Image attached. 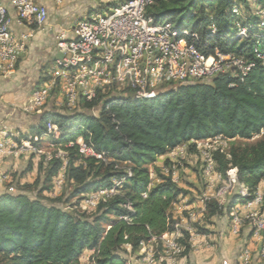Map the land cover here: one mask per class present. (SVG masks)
Listing matches in <instances>:
<instances>
[{
  "label": "trees",
  "instance_id": "trees-1",
  "mask_svg": "<svg viewBox=\"0 0 264 264\" xmlns=\"http://www.w3.org/2000/svg\"><path fill=\"white\" fill-rule=\"evenodd\" d=\"M239 1L247 9L251 1L264 3ZM233 2L158 0L148 7L147 15L155 22L172 21L177 27L197 31V45L206 54L218 46L223 52L251 56L255 42H238L231 29ZM211 20L218 25L215 36L208 31ZM230 83L232 78L221 75L211 82L175 84L151 99H134L125 91H99L92 101L81 99L74 110L45 112L29 138L43 136L48 121L59 126L56 143L68 153L65 176L75 182L73 196L111 185L113 177L124 173L115 168L117 163H127L133 176L122 195L101 202L92 214L49 203L41 197V193L51 189L62 167L57 158L48 163L35 197L25 192H1L0 264H81L80 257L87 249L94 250L91 259L96 264H128L124 246L129 245L135 253L141 241L149 239V230L158 236L175 230L179 220L172 207L184 190L155 162L191 140L218 136L232 140L228 151L214 152L216 169L227 180L229 171L236 168L238 183L249 190L252 199L264 180V135L254 143L235 141L249 140L264 128V69H253L244 82L235 86ZM92 109L98 110L96 115ZM79 137L96 151L105 152L110 161L84 156L77 144L69 146ZM170 163L167 159L164 165ZM152 170L159 181L149 188ZM144 192L146 197L142 196ZM126 204H131L133 211ZM232 205L229 203V210ZM206 207L210 216L224 210L217 201L208 202ZM126 215L131 216V224L120 218ZM184 246L182 255L186 256L191 245Z\"/></svg>",
  "mask_w": 264,
  "mask_h": 264
},
{
  "label": "built area",
  "instance_id": "built-area-1",
  "mask_svg": "<svg viewBox=\"0 0 264 264\" xmlns=\"http://www.w3.org/2000/svg\"><path fill=\"white\" fill-rule=\"evenodd\" d=\"M54 1L56 4H62L65 0ZM156 1L158 0L101 2L100 6L92 8L85 16L75 21L71 36L66 31L58 34L56 47L59 57L49 70V77L31 93L24 109L35 110L43 107L56 89H59L62 96L59 102L66 103L74 109L81 99L92 101L97 98L99 91L104 94L125 91L130 92L134 99H151L175 84L211 82L221 75L232 78L230 86H235L238 82H244L253 69L257 67L264 69V3L251 1L250 9H247L241 1L234 0L231 7V13L234 15L231 29L238 42L247 40L255 42L251 56H248L245 53L223 52L218 46L214 47L211 54H206L197 45L200 41V34L197 31L189 27H177L172 21L155 22L152 16L147 15L148 7ZM48 19L49 10L39 0H0V78L13 76L29 41L37 30H43L47 26ZM211 21L208 31L210 36H215L218 25ZM14 22L25 27L20 35L13 30ZM97 111L92 109L94 115ZM260 134L264 135V128ZM15 137L0 118V168L10 156L29 152L30 149L35 151L44 138L58 139L60 128L55 122L48 121L43 136L34 135L19 140ZM218 137L230 140L223 136ZM202 141L204 140L187 142L197 145V150L201 153L204 161L202 173L208 181V192L210 191L204 194L200 214L206 213L209 200L216 199L219 204L224 205L228 189L237 186L240 192L230 209L232 216L230 231L237 235L243 222L246 220L252 222V240L258 245L259 253L264 256V188L260 187L264 180L250 199L249 190L238 183L236 168L229 171L227 180L216 169L214 152L219 149L227 150L223 148L203 150ZM74 144L79 146V151L84 156L95 157L104 162L110 161L105 152L96 151L83 137H79L76 142H70L69 146ZM184 144L169 152V160L173 161L177 153L182 157L187 154ZM52 146L57 148L54 154L46 157L47 162L55 158L60 159L61 169L66 170L67 151L57 144L53 143ZM115 168L123 170L124 173L119 177H113L111 185L86 192L83 199L85 209L96 210L101 202L123 194L133 171L127 163H117ZM162 173L178 183L175 164L164 165ZM217 178H223L226 182L216 192H212L213 183ZM56 180L58 183L63 182L60 177ZM153 185L152 181L149 188ZM142 196L146 197L147 193L144 192ZM125 206L133 211L131 204ZM120 218L128 224L132 223L129 215ZM175 218L178 219L176 216ZM189 219L197 221L198 214L190 212ZM180 226L179 220L173 232L161 236L149 230L150 237L147 241H141V247L152 250L150 244L161 243L166 250L172 249V254L164 257L166 264H179L177 257L183 252L179 240L185 235ZM187 230L191 244L195 245L200 234L191 226L187 227ZM250 254L248 250L241 254L243 264H248ZM154 261L149 253L138 263L154 264ZM93 264L96 263L93 261Z\"/></svg>",
  "mask_w": 264,
  "mask_h": 264
},
{
  "label": "rangeland",
  "instance_id": "rangeland-1",
  "mask_svg": "<svg viewBox=\"0 0 264 264\" xmlns=\"http://www.w3.org/2000/svg\"><path fill=\"white\" fill-rule=\"evenodd\" d=\"M106 1L107 0H65L62 4H56L54 0H50L51 9L47 26L50 27L52 25L51 30L56 33L55 37L63 31L71 32L73 28L72 26L77 19L85 16L92 8L100 6L101 2ZM52 62L51 59L46 61L44 68L42 67V70H40V78L36 77L32 80L28 79L24 86L26 97L28 95L30 96L36 87L49 77L48 69L52 68ZM61 97L59 89H56L52 92L47 103L43 107L35 110H25L22 107V104L17 103V105L13 106L9 119L2 120L6 127L11 128L10 131L12 130L11 132L15 134V138H18V140L21 136H23L21 137L22 139H26L27 136V138H29L31 129L40 123L41 117L45 112H65L66 110L70 111L75 109L70 108L66 103H60L59 101L62 100ZM77 107L78 105L76 108ZM262 136L263 134L255 135L249 140L237 138L235 142L242 144L254 143ZM202 142H204L202 143L203 150L223 148L228 151L233 141L216 137ZM53 143L57 144L56 139L44 138L42 142L38 144L35 151H31L30 149L29 152H21L14 155L12 171H3L2 165L0 168V182L5 188V191H11L13 193L25 192L29 196L35 197L43 183L48 168L46 157L54 154L55 149L57 148L52 146ZM193 144L194 143L191 142L190 144L187 143L184 145L187 153L184 157H182L180 153H177V155L173 157V161L170 160V166L172 164L176 165L178 185L184 190V194L178 197L176 204H173L172 207L173 215L181 222L180 229L185 232L184 237L179 240L182 249L185 250L184 244L189 243L191 245V252L196 250L198 247L197 245L202 246L205 249L216 251L222 250L223 246L225 247L228 245H232L233 249L231 248V250H238L239 252H242L247 248L253 250L255 243L252 240V222L249 220L243 222L237 235L231 234L230 231L232 226V216L228 209V205L229 203L233 204L238 197L240 190L237 186L230 187L225 194L223 201L224 210L222 213L210 216L208 214L209 212L206 211L203 215L200 214L204 204L202 201L204 194L209 193L210 191L208 192V181L203 177L202 173L204 161L201 158V153L197 150V145ZM150 166L152 167V165ZM65 171L66 170L63 171L60 169L51 183V189L41 193V197L49 203L63 204L65 208L71 210L75 209L80 212L87 211L88 214L94 213L95 209H85V207H83L85 193L78 197L72 195L73 189L75 188V182L66 179ZM152 175V180H155V183H157L158 178L153 170ZM58 177L62 178V183H58L56 180ZM225 182L226 181L223 178H217L213 183L212 192H216L220 186L225 184ZM212 201L217 200H209V202ZM190 212L198 214L197 221L189 219ZM189 226L193 227V229L200 234L198 237L199 241H197L195 245L191 244L190 241L189 231L187 230V227ZM150 245L152 250L140 247L135 253L132 252L131 247L127 245L124 246L123 248L127 250V253H124V257L128 264H139L138 262H142L149 253H151L153 259H155L154 264H166V259H164V257L172 254V249L169 248L166 250L161 243H152ZM91 256L92 255H90L88 251H85L80 257L81 264H93ZM184 257H186L188 261L190 260V255L187 254L186 256H183L182 253L178 255L177 260L180 262L181 258L183 259ZM252 259H254L255 262L261 259V262L258 264H264V256L261 254L258 256H252L248 264H253Z\"/></svg>",
  "mask_w": 264,
  "mask_h": 264
},
{
  "label": "crops",
  "instance_id": "crops-1",
  "mask_svg": "<svg viewBox=\"0 0 264 264\" xmlns=\"http://www.w3.org/2000/svg\"><path fill=\"white\" fill-rule=\"evenodd\" d=\"M39 1L47 6L50 16V0ZM51 29L52 25L50 27L46 26L43 30H37L35 36L32 38V40L29 41L27 50L20 59L16 72L13 74V76L11 78H0L1 119H9L13 110V106L17 105V103L22 104L23 108L25 107L30 97L29 95V97H26V92L24 91V86L27 83L28 79L32 80L36 77L40 78V70H42V67L44 68L46 61L51 59L53 61L52 63L54 64L56 58L59 57V53L56 47V33H54ZM13 30L17 35H20L21 32L25 30V27L19 25L17 22H14ZM67 33L70 36L72 35L71 32ZM7 129L10 131L11 128L7 127ZM169 157L170 153L159 156L155 162V165L162 168L164 166L165 160H169ZM13 158L14 156H10L5 159L2 167L3 171H12ZM153 182L155 184L156 181L153 180ZM260 187L264 188V182L260 184ZM4 191L5 188L1 185L0 182V193ZM197 246L198 247L196 248V250L188 254L190 255V260L188 261L186 257H184L183 259L181 258L179 264H243L241 262L240 256L244 251L248 250L250 253L252 251V256H258L260 254L257 244L254 245L255 247L253 248V250L247 248L242 252H239L238 250H231L232 245H228L225 247L223 246V249L218 251L205 249L199 245ZM85 251H88L90 255H92L94 252V250L89 249ZM252 261V263L254 264L255 260L252 259ZM260 262L261 259L257 260L255 264H258Z\"/></svg>",
  "mask_w": 264,
  "mask_h": 264
}]
</instances>
